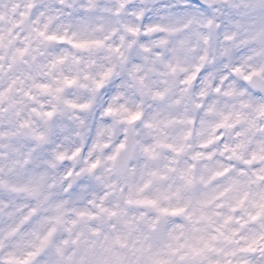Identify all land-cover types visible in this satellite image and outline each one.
Listing matches in <instances>:
<instances>
[{
	"label": "clouds",
	"instance_id": "obj_1",
	"mask_svg": "<svg viewBox=\"0 0 264 264\" xmlns=\"http://www.w3.org/2000/svg\"><path fill=\"white\" fill-rule=\"evenodd\" d=\"M0 264H264V0H0Z\"/></svg>",
	"mask_w": 264,
	"mask_h": 264
}]
</instances>
